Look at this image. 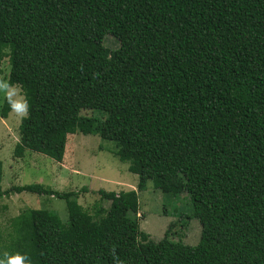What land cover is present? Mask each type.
Wrapping results in <instances>:
<instances>
[{
	"label": "trees",
	"instance_id": "obj_1",
	"mask_svg": "<svg viewBox=\"0 0 264 264\" xmlns=\"http://www.w3.org/2000/svg\"><path fill=\"white\" fill-rule=\"evenodd\" d=\"M109 36L117 48L106 46ZM6 60L7 80L30 105L16 157L61 163L71 135H98L116 144L138 183L100 190L91 214L78 192L39 183L4 190L0 161V198L52 196L68 212L64 222L52 209L24 210L0 232V255L264 264V0H0V76ZM0 114L8 118L6 102ZM148 189L184 195L187 207L172 210L177 220L156 242L139 238L138 195ZM191 220L202 226L194 245L183 242Z\"/></svg>",
	"mask_w": 264,
	"mask_h": 264
},
{
	"label": "rangeland",
	"instance_id": "obj_2",
	"mask_svg": "<svg viewBox=\"0 0 264 264\" xmlns=\"http://www.w3.org/2000/svg\"><path fill=\"white\" fill-rule=\"evenodd\" d=\"M106 46L115 49L118 42L109 36ZM2 69L0 80H7L10 72L7 60ZM4 102L0 98V111ZM86 109H83V114L90 115L92 112ZM20 123L21 120L15 114H9L7 119H3L0 114V161L3 163L4 190L12 186L39 183L58 192H78V202L91 214L98 211L95 205L101 200L100 190L117 194L137 190L138 177L129 171V163L122 162L114 155L116 144L98 135L79 132L71 135L61 163L36 152L16 157L14 149L19 141ZM84 188L88 191L84 192ZM183 197L165 196L154 189L139 193L140 241L151 239L156 242L164 237L169 225L177 220L172 210L177 212L183 209L182 213H187V207L182 203ZM29 208L52 209L58 212L64 222L68 221L64 200L30 193L11 194L0 198V232H6L10 220ZM187 228L183 242L197 244L201 238V224L191 220Z\"/></svg>",
	"mask_w": 264,
	"mask_h": 264
},
{
	"label": "clouds",
	"instance_id": "obj_3",
	"mask_svg": "<svg viewBox=\"0 0 264 264\" xmlns=\"http://www.w3.org/2000/svg\"><path fill=\"white\" fill-rule=\"evenodd\" d=\"M0 98L7 103L9 113L15 114L17 119L22 121L29 116L30 105L26 93L18 82L0 80ZM0 264H32V261L26 253L4 252L0 255ZM115 264H122V262L116 261Z\"/></svg>",
	"mask_w": 264,
	"mask_h": 264
}]
</instances>
